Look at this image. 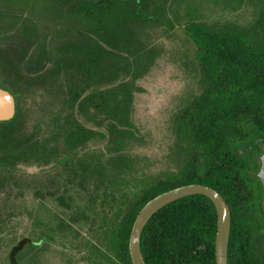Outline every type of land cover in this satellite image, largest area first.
I'll list each match as a JSON object with an SVG mask.
<instances>
[{
	"label": "trees",
	"instance_id": "trees-1",
	"mask_svg": "<svg viewBox=\"0 0 264 264\" xmlns=\"http://www.w3.org/2000/svg\"><path fill=\"white\" fill-rule=\"evenodd\" d=\"M59 1L69 4L71 15L76 14L74 43L50 52L25 25L1 35L2 40L17 37L20 42L13 50L7 43L0 46V88L10 91L16 103L15 117L0 122V167L52 162L49 157L54 151L35 140L39 123L32 127L36 132L28 133L22 106L35 103L37 97L49 99L52 105L61 102L74 107L72 117L64 121L67 126L60 128L66 156L85 150L86 132L98 133L100 139L116 145L113 152L119 150L115 160L110 157L107 163L100 150L93 171L97 178L93 194L87 193L89 201L117 203V193L110 187L116 184L124 157L122 144L132 135L130 108L135 80L141 76L138 64L148 52L134 29L153 18L143 14L145 0H129L126 5L121 0ZM235 1L239 3L232 7L217 1L212 6L236 11L247 3L256 13L249 26H206L195 18L200 10L211 8L208 0L184 2L191 21L182 28L194 47L199 92L172 117L180 167L146 181L127 204L100 216L107 224L102 241L115 260L111 264H131L128 241L140 209L157 195L190 184L212 188L229 206L228 264H264L254 246L264 226L259 191L244 172V160L234 151L239 144L264 136V0ZM8 19L11 22L13 17ZM76 78L79 83L74 85ZM80 121L95 126L87 129ZM79 166L85 180L84 173L91 171L82 162ZM215 235L212 203L203 196L185 197L166 205L148 221L140 236L142 258L145 264H215ZM25 244L22 239L12 247L11 264Z\"/></svg>",
	"mask_w": 264,
	"mask_h": 264
},
{
	"label": "rangeland",
	"instance_id": "rangeland-1",
	"mask_svg": "<svg viewBox=\"0 0 264 264\" xmlns=\"http://www.w3.org/2000/svg\"><path fill=\"white\" fill-rule=\"evenodd\" d=\"M185 1L145 0L143 5V14L153 19L136 26L134 32L148 52H144L146 55L138 64L141 76L135 80L130 108L132 135H128L122 144L124 157L118 165L116 184L110 187L117 193L118 202L105 201V211L114 212L117 207L127 204L146 181L176 172L180 167L172 117L199 92L194 47L182 28L184 22L191 21ZM216 1L231 7L239 3L235 0H208L211 8L200 10L195 21L206 26L218 23L249 26L253 23L256 13L247 3L240 10L231 11L212 6ZM68 10L69 4L66 6L59 0H0L3 19H0V46L7 43V48L13 50L20 42L17 37L2 40L1 35L24 25L32 29L38 43L50 52L74 43L77 33L73 25L78 20L76 14L71 15ZM8 17L13 20L10 22ZM17 17L20 18L13 25ZM62 80L63 76L59 82ZM75 80L74 85H77L79 79ZM60 103L52 105L49 99L37 97L35 103L27 105L25 102L22 106V120L28 133L36 132L32 127L39 123L35 140L48 144L54 157L47 165L29 163L11 169L0 167V264H10L9 252L21 239L38 245L32 249L31 244H26L17 254V264H111L115 261L103 246L102 232L107 224L92 216L94 211L90 207L94 205H89L78 193L93 194L94 180H97L93 171L97 169L96 158L100 150H103L104 163L110 157L115 160L114 155L119 150L113 152L116 145L100 139L95 133L80 155L66 163L54 162L61 160L65 149L60 128L67 126L64 121L72 117L74 109ZM93 126V122H88L89 129ZM240 149L246 150V147ZM81 162L86 171H91L84 173L85 180L81 177ZM256 172L260 211L264 219V164L258 163ZM84 215L88 217L86 220L81 219ZM254 244L264 257V228ZM93 247L109 258L90 251L94 250ZM92 254L96 256L91 259Z\"/></svg>",
	"mask_w": 264,
	"mask_h": 264
},
{
	"label": "water",
	"instance_id": "water-1",
	"mask_svg": "<svg viewBox=\"0 0 264 264\" xmlns=\"http://www.w3.org/2000/svg\"><path fill=\"white\" fill-rule=\"evenodd\" d=\"M16 114L14 95L7 89L0 88V122L11 121ZM203 196L213 205L216 212L215 264H228L227 251L230 236V209L220 194L210 187L190 184L165 191L149 200L136 215L128 241L131 264H145L140 250L142 230L160 209L179 199L189 196Z\"/></svg>",
	"mask_w": 264,
	"mask_h": 264
},
{
	"label": "flooded vegetation",
	"instance_id": "flooded-vegetation-1",
	"mask_svg": "<svg viewBox=\"0 0 264 264\" xmlns=\"http://www.w3.org/2000/svg\"><path fill=\"white\" fill-rule=\"evenodd\" d=\"M80 1H89V0H80ZM95 2L94 3H97V2H100V1H103V0H94ZM110 1H113V0H110ZM122 2H123V4L124 5H126L128 2H129V0H121ZM136 1H138L139 2V0H136ZM91 110H93L92 108H91ZM80 125H83V126H85L87 129H89L88 127H87V125H88V122H82V121H80ZM94 135L95 134H93V133H90V132H86L85 133V145L87 146V143H89V141H91V137L93 138L94 137ZM243 147H246V150H242V149H240V148H243ZM48 150H50L49 148H48ZM52 150V149H51ZM50 150V151H51ZM234 151H235V153L238 155V156H240L243 160H244V162H245V169H244V172L248 175V177L250 178V179H252L253 180V182H254V184L255 185H257V181H256V175H257V173L258 172H256V167H257V164L258 163H262V165L264 164V136H258L254 141H250V142H247V143H245V144H239L238 146H237V148H235L234 149ZM83 151H78L77 153H75V154H70V155H68V156H66L64 153H63V155H62V157H61V160H55L54 162H68L69 160H71V159H73L74 157H76V156H78V155H80V153H82ZM54 157V155H52V156H50L49 158H50V161H52L51 159ZM81 195H82V197L83 198H85V200H87L86 202L89 204V205H94V207L92 208V207H90L94 212H97V214L96 213H92V216H94L95 218H99L100 219V221H102L101 220V218H100V216H102V215H105V214H107V213H109L108 211H105V208H104V203H101L100 201H98V200H96L95 202H93V201H89V197L90 196H88L87 195V192L85 193V192H79L78 193V196L81 198ZM98 201V202H97ZM59 203L61 204V205H63L64 203L61 201V200H59ZM97 203H99V204H97ZM97 205V206H96ZM63 206H66L65 204L63 205ZM99 211V212H98ZM88 217L86 216V215H84V217H82L81 219H84V220H86ZM102 223V222H101ZM263 225H264V219H263ZM263 228H264V226H263ZM262 228V229H263ZM22 240V239H21ZM20 240V241H21ZM19 241V242H20ZM29 243V240L28 239H26V244H28ZM25 244V245H26ZM29 244H31L32 246V249H35L36 248V246L38 245V243H35L34 241H31ZM24 245V246H25ZM94 246V245H93ZM93 249L94 250H90V251H95V252H98L97 251V249H95V247H93ZM22 250V249H21ZM95 252H93V253H95ZM101 256H102V254L100 253V252H98ZM257 253H258V251H257ZM259 254V256L263 259V261H264V257L260 254V253H258ZM94 256H96V255H94V254H92V256H91V259L94 257ZM8 258H9V256H8ZM14 264H17V256L15 257V259H14ZM91 262H92V260H91ZM9 263H10V260H9ZM11 264V263H10Z\"/></svg>",
	"mask_w": 264,
	"mask_h": 264
}]
</instances>
